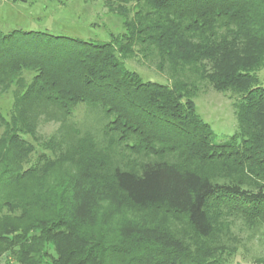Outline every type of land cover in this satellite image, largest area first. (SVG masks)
Instances as JSON below:
<instances>
[{"label":"trees","instance_id":"16d2710c","mask_svg":"<svg viewBox=\"0 0 264 264\" xmlns=\"http://www.w3.org/2000/svg\"><path fill=\"white\" fill-rule=\"evenodd\" d=\"M107 5L125 31L109 42L0 28V94L12 95L9 118L0 112V256L17 264H237L221 243L228 218H245L264 238V84L256 74L264 0ZM136 50L155 55L172 83L127 69L120 58ZM195 70L217 90L240 93L238 134L219 137L200 117L179 82ZM80 104L95 112L93 123L74 119ZM40 121L58 127L34 145L27 137L36 138ZM59 163L75 170L66 181L49 177ZM98 184L138 211L182 215L187 226L106 239L76 195Z\"/></svg>","mask_w":264,"mask_h":264},{"label":"rangeland","instance_id":"374dc122","mask_svg":"<svg viewBox=\"0 0 264 264\" xmlns=\"http://www.w3.org/2000/svg\"><path fill=\"white\" fill-rule=\"evenodd\" d=\"M110 8L107 0H0V28L4 32L19 28L45 31L53 35L91 42H109L112 37L121 36L125 32L123 18ZM132 15L131 12L129 16L132 17ZM139 48H141L140 45ZM120 60L127 69L137 72L143 81L172 83L168 74L157 68V59L153 54L144 56L141 50H136L132 56L120 58ZM198 73L200 72L192 71L188 82L183 77L179 81L184 83V90L189 91L186 94L190 95L195 103L198 114L219 137L227 138L232 134H238L236 104L240 102V93L230 87L217 90L207 80L201 79ZM256 74L259 83L263 85L264 67ZM11 106V93L8 91L0 94V112L7 118H9ZM74 119L89 125L95 120V112H88L85 105L80 104L75 109ZM57 127L56 123L40 121L36 138L33 140L27 138L31 144L35 145L39 140H45L54 135ZM33 156L35 158L36 155ZM69 170H74L71 165L59 163L55 165L53 174L49 177L50 179L55 177L57 182L62 179L66 181L68 178L66 173ZM105 185H109L108 180H105ZM2 193H0V201L3 198L4 193ZM76 195L83 202L81 212L91 216L89 221L95 222L97 232L106 239H116L119 235L124 237L123 235L139 231L142 233L138 234L145 235L147 231L153 229L180 234L187 226L182 215L173 216L159 208L138 211L130 207L122 197L109 188H101L99 184L92 191L88 190ZM228 219L231 220V224L222 235L221 243H227L229 249L235 251L230 258L231 262L254 264L255 258H263L264 238H261L259 230L255 233L254 229L248 227L245 218L235 216ZM256 223L259 225V220H256ZM0 264L17 263L10 254L5 253L0 256Z\"/></svg>","mask_w":264,"mask_h":264}]
</instances>
